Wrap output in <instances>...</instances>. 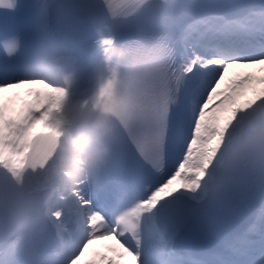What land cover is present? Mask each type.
I'll return each instance as SVG.
<instances>
[{"label":"snow or ice","instance_id":"snow-or-ice-1","mask_svg":"<svg viewBox=\"0 0 264 264\" xmlns=\"http://www.w3.org/2000/svg\"><path fill=\"white\" fill-rule=\"evenodd\" d=\"M35 9L42 39L86 59L103 53L97 80L118 66L93 97L111 104L114 139L102 166L61 173L67 94L22 76L20 53L5 54L0 264H264V0H38ZM0 42L16 53L14 40ZM113 45L123 59L108 57ZM118 77L122 98L112 96ZM108 240L107 251L90 250ZM202 240L217 247L195 250Z\"/></svg>","mask_w":264,"mask_h":264},{"label":"clouds","instance_id":"clouds-1","mask_svg":"<svg viewBox=\"0 0 264 264\" xmlns=\"http://www.w3.org/2000/svg\"><path fill=\"white\" fill-rule=\"evenodd\" d=\"M17 0H0V9L14 11ZM16 43V53L21 52L19 35L11 38ZM4 42H0L3 47ZM118 49V46L113 45ZM103 53L96 52L91 58L82 57L73 45L61 41L50 42L40 37L36 29L32 47L22 55L20 74L29 79L43 80L63 88L66 98L60 106L59 148L56 166L66 175L86 172L106 163L114 139L113 109L110 103L96 104L93 97L98 95L102 83L112 79L118 66L112 64L103 73V80H97L93 64L98 63ZM109 58L119 61L124 58L122 50L109 52ZM112 89V96L126 95L122 78Z\"/></svg>","mask_w":264,"mask_h":264},{"label":"bare ground","instance_id":"bare-ground-1","mask_svg":"<svg viewBox=\"0 0 264 264\" xmlns=\"http://www.w3.org/2000/svg\"><path fill=\"white\" fill-rule=\"evenodd\" d=\"M259 67V66H257ZM238 69H229L228 75L232 74L233 72L237 71ZM250 70H255V69H250ZM251 93H249L250 95ZM113 242L111 240L108 241H97L95 242L92 246H90V250L93 251H107V245L112 244ZM126 260H130V258H125Z\"/></svg>","mask_w":264,"mask_h":264}]
</instances>
